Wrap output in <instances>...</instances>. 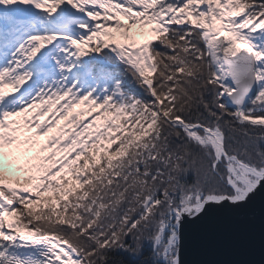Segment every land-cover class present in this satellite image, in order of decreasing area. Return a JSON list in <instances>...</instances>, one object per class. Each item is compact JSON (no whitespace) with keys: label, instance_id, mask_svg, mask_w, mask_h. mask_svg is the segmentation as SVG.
<instances>
[{"label":"snow or ice","instance_id":"6c2138e0","mask_svg":"<svg viewBox=\"0 0 264 264\" xmlns=\"http://www.w3.org/2000/svg\"><path fill=\"white\" fill-rule=\"evenodd\" d=\"M9 73L0 264H185L190 227L264 196V0H0Z\"/></svg>","mask_w":264,"mask_h":264},{"label":"water","instance_id":"95a60500","mask_svg":"<svg viewBox=\"0 0 264 264\" xmlns=\"http://www.w3.org/2000/svg\"><path fill=\"white\" fill-rule=\"evenodd\" d=\"M185 264H264V196L210 214L185 233Z\"/></svg>","mask_w":264,"mask_h":264},{"label":"trees","instance_id":"16d2710c","mask_svg":"<svg viewBox=\"0 0 264 264\" xmlns=\"http://www.w3.org/2000/svg\"><path fill=\"white\" fill-rule=\"evenodd\" d=\"M78 106H81V105L78 104ZM97 111H99L98 108H96V107L93 106V105H90V104L85 103V104L82 106V110L79 112L80 115H77V116H76V119H77V120H81L82 116H84L86 113H90V112L95 113V112H97ZM68 126H69V127H67L66 130H64L65 132L68 131L69 129H72V128H73V125H72L71 123H69ZM54 128H55V127H54ZM54 128H53V133L55 134L56 131L54 130ZM53 133H50V135L53 134ZM58 135H60L61 138L64 136L63 133L58 134ZM39 139L41 140V142H43V141H45V140L47 139V137H40ZM5 150H7V149H5ZM48 150H49V149H45V153H43V154H47ZM65 171H66V170H65Z\"/></svg>","mask_w":264,"mask_h":264},{"label":"rangeland","instance_id":"374dc122","mask_svg":"<svg viewBox=\"0 0 264 264\" xmlns=\"http://www.w3.org/2000/svg\"><path fill=\"white\" fill-rule=\"evenodd\" d=\"M25 115H27V116H28V112H27V113H25ZM16 119H21V118L19 117V118H16ZM85 121H86V120H85ZM96 123H97V124H100V123H102V121H99V120H98V121H96ZM90 131H91V129H90Z\"/></svg>","mask_w":264,"mask_h":264},{"label":"bare ground","instance_id":"6f19581e","mask_svg":"<svg viewBox=\"0 0 264 264\" xmlns=\"http://www.w3.org/2000/svg\"><path fill=\"white\" fill-rule=\"evenodd\" d=\"M121 19L123 20V18H121ZM123 22H124V23H127V21H124V20H123ZM137 39H138V40H142L143 37H139V36H138ZM7 79H8V78H7ZM30 82H31V81H30Z\"/></svg>","mask_w":264,"mask_h":264}]
</instances>
